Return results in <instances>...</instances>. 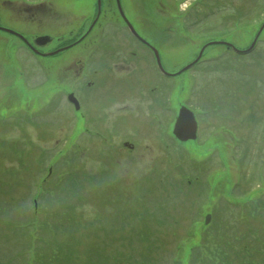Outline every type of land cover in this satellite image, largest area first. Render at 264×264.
Returning <instances> with one entry per match:
<instances>
[{
	"label": "rangeland",
	"instance_id": "obj_1",
	"mask_svg": "<svg viewBox=\"0 0 264 264\" xmlns=\"http://www.w3.org/2000/svg\"><path fill=\"white\" fill-rule=\"evenodd\" d=\"M11 1L0 8V24L28 39L52 37L39 46L44 54L77 40L38 56L0 31V264H32L36 224L49 207L73 211L87 226L83 257L88 242L90 257L99 246L129 264L142 260L143 228L157 239L151 264H173L192 230L187 255L202 213L211 228L233 230L245 201L264 194V28L246 51L264 22V0H120L168 74L207 46L199 63L175 76L158 71L119 20L115 0H101L97 22L96 0H30L43 8ZM180 107L194 113L197 140L172 136ZM58 197L67 208L53 206Z\"/></svg>",
	"mask_w": 264,
	"mask_h": 264
},
{
	"label": "trees",
	"instance_id": "obj_2",
	"mask_svg": "<svg viewBox=\"0 0 264 264\" xmlns=\"http://www.w3.org/2000/svg\"><path fill=\"white\" fill-rule=\"evenodd\" d=\"M106 4L109 6L112 5L113 0H106ZM117 16L119 20L122 19L119 13H117ZM76 40L77 39L69 40V43L75 42ZM197 63H199V61L196 62V64ZM260 167L262 166L259 165V168ZM80 189H84V187L80 186L79 181L76 190L79 191ZM78 191L77 195L79 194ZM249 192L250 190H245V196ZM77 195H75L74 192L69 193L70 199L77 197ZM263 195L262 193V195L256 199L245 201V207L240 209L241 214L232 219L235 223L233 230L226 223L220 226L217 225L216 228H211L212 222L206 224L205 216L201 212L203 227L201 228L198 243L190 249L187 255L185 251L182 250V246L185 243H189L194 239V234L191 232L192 230H190L187 234L188 236H185V238L181 240L182 244L180 245L179 243V251L177 256L173 258V264H264ZM51 203L53 204V202ZM53 206L67 208L66 206H62V199L60 197H58V203L56 205L53 204ZM45 208L46 206H44L43 211H45ZM69 208L70 210L73 209V207ZM49 209L53 211L51 215L56 217L57 222L49 223L48 217H51V215H46V222L44 224H39L37 222L35 228L37 237L32 247V264H129L127 258H121V253L119 251L107 257L104 252H101V249L104 250L105 248H99V246H97V258L90 257L88 242L84 244L86 257H83V253H79L78 248L84 243V239H89V231H82L87 229V226L80 224L75 218L73 211H56L50 207ZM35 210L37 211L36 205ZM34 216L35 218L37 217L36 215ZM150 217H154V215L150 214L146 218H141L142 223L145 224ZM238 218L241 219V221H239ZM87 223H89V221H87ZM191 223L194 227L200 224L199 221L196 220ZM51 229H53L51 232L52 235L45 238L41 230L45 233L46 230L50 232ZM76 233H79V238L75 236ZM146 233H149L147 228H143L139 231V236L142 238L145 236V242L148 243H144V250L147 254L145 255L144 252L141 255L142 260H137L135 264H151L150 261H148L150 259L149 253L156 248L154 242H157V239L152 240L150 237H147Z\"/></svg>",
	"mask_w": 264,
	"mask_h": 264
},
{
	"label": "water",
	"instance_id": "obj_3",
	"mask_svg": "<svg viewBox=\"0 0 264 264\" xmlns=\"http://www.w3.org/2000/svg\"><path fill=\"white\" fill-rule=\"evenodd\" d=\"M115 2H116V6H117V9H118L119 15L123 19V21L126 24L128 30L130 31V33L136 39H138L141 43H143V44H145V45H147V46L152 48V51H153V54H154V58H155V62H156V65L158 67V70L163 75H171V76L179 75L183 71L188 70L191 66L194 65V63H196L200 59V57H201V55H202V53H203V51H204L206 46H203L201 48V50L198 53L197 58L192 63H190L189 65L185 66L184 68H182L177 73L168 74L164 70V68H163V66L161 64L160 56H159V53H158L157 49L153 48L145 39H143L136 32V30L134 29V27L132 26L130 21L127 19L125 13L123 12L120 0H115ZM96 6H97V15H96L95 21L97 20V18L99 17V15L101 13V0H96ZM95 21L93 22V24L91 26L94 25ZM263 28H264V23L262 24L261 28L259 29V32H258L257 36L255 37V39H254V41H253V43H252V45L250 46L249 49H251L254 46V44L256 42V39H257L258 35L260 34V32L262 31ZM0 30L8 32V33H10V34H12L14 36L19 37L24 43H26V45L34 53L40 54L39 51L36 48H34L21 34L15 32L13 30H10V29H7V28H3V27H0ZM51 41H52V37H50V36H39V37H37L34 40V45L43 46V45H46V44L50 43ZM219 43H222V44H225V45L229 46L227 43H224V42H219ZM69 47L70 46H67L66 48H60V49H58V50H56V51H54L52 53L44 54V55H54V54H56V53H58L60 51H63L64 49H67ZM249 49L247 51H249ZM68 99L71 102H73V104L75 105L76 109H78V103L73 98V96H69ZM197 132H198V123H197V120H196V117H195L194 113L190 109H188L187 107H180V109L178 110V114H177V116L175 118V121H174V124H173V128H172V134L174 135V137L180 142L194 141L197 138ZM209 220H210V214L206 215L205 223L208 224Z\"/></svg>",
	"mask_w": 264,
	"mask_h": 264
},
{
	"label": "flooded vegetation",
	"instance_id": "obj_4",
	"mask_svg": "<svg viewBox=\"0 0 264 264\" xmlns=\"http://www.w3.org/2000/svg\"><path fill=\"white\" fill-rule=\"evenodd\" d=\"M7 1V2H6ZM12 3V1L11 0H0V8H2V7H4V4H6V3ZM23 6H27V7H39V6H41L42 8H43V6H44V4L42 3V2H37V3H30V0H28V1H25V3H24V5ZM6 8V7H5ZM8 8H10V7H8ZM22 19L24 20V21H29V19H30V17H28V18H23L22 17ZM0 26L1 27H4V28H8L7 26H5V25H1L0 24ZM9 29V28H8ZM12 30V29H11ZM1 31V30H0ZM13 31H15V32H17V33H19V34H21L22 36H24L38 51H39V53L40 54H35V55H38V56H46V55H44V53L40 50V48L42 47H38V46H35L34 45V40L37 38V37H39L40 35H35V36H33V38H31V39H28L26 36H25V33L24 32H19V31H16V30H13ZM1 32H3V33H6V34H8V35H10V36H13V37H15V38H17L18 40H20L17 36H14V35H12V34H9V33H7V32H4V31H1ZM31 40V41H30ZM21 42H22V40H21ZM139 42V41H138ZM74 42H72V43H69L68 44V46H72V44H73ZM140 44H142L141 42H139ZM144 45V44H143ZM154 48H156V46H154L153 44H151ZM26 46V45H25ZM43 46H45V45H43ZM65 46H67V45H64L63 47H65ZM149 51H150V53L151 54H153V52H152V50H151V48H149L148 46H146V45H144ZM27 47V46H26ZM28 48V47H27ZM29 49V48H28ZM30 50V49H29ZM31 51V50H30ZM32 52V51H31ZM33 53V52H32ZM34 54V53H33Z\"/></svg>",
	"mask_w": 264,
	"mask_h": 264
},
{
	"label": "bare ground",
	"instance_id": "obj_5",
	"mask_svg": "<svg viewBox=\"0 0 264 264\" xmlns=\"http://www.w3.org/2000/svg\"><path fill=\"white\" fill-rule=\"evenodd\" d=\"M66 43H68V44H69V40H66Z\"/></svg>",
	"mask_w": 264,
	"mask_h": 264
}]
</instances>
